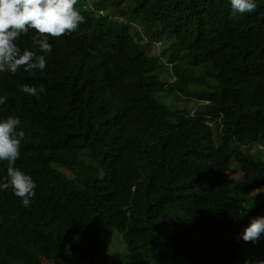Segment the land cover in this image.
<instances>
[{
	"label": "trees",
	"instance_id": "16d2710c",
	"mask_svg": "<svg viewBox=\"0 0 264 264\" xmlns=\"http://www.w3.org/2000/svg\"><path fill=\"white\" fill-rule=\"evenodd\" d=\"M127 2L150 40L173 38L176 53L203 64L194 76L176 68L167 86L201 104L192 113L156 99L166 83L148 44L76 5L85 21L48 38L45 69L0 72V121L20 119L16 166L36 184L28 207L0 189V264H107L114 230L127 245L119 264L249 256L241 234L264 210L254 192L264 188V148L244 149L264 141V1L245 14L230 0ZM35 35L18 46L36 50ZM24 84L45 91L37 98ZM159 227L171 228L164 248Z\"/></svg>",
	"mask_w": 264,
	"mask_h": 264
},
{
	"label": "clouds",
	"instance_id": "9594fccd",
	"mask_svg": "<svg viewBox=\"0 0 264 264\" xmlns=\"http://www.w3.org/2000/svg\"><path fill=\"white\" fill-rule=\"evenodd\" d=\"M230 3L233 12L238 14L252 13L257 8L255 0H230ZM76 5L77 0H0V72L15 74L20 68L25 71L45 69L46 57L52 52L48 38L71 34L85 21ZM98 18L111 20L109 17ZM29 31L37 34L31 40L36 50L22 49L17 44L21 35H27ZM20 90L37 98L45 91L43 87L29 84L22 85ZM5 102L6 98H0V104ZM20 124V119L11 115L0 121V161L6 162L8 177L0 183V189L11 187L14 194L22 198V206L28 207L35 197L36 184L29 174L16 166L24 136L23 131H16ZM263 145L259 144V147L263 148ZM262 234L264 216H258L251 218L241 235L245 242L257 243ZM245 264H264V260H246Z\"/></svg>",
	"mask_w": 264,
	"mask_h": 264
},
{
	"label": "rangeland",
	"instance_id": "374dc122",
	"mask_svg": "<svg viewBox=\"0 0 264 264\" xmlns=\"http://www.w3.org/2000/svg\"><path fill=\"white\" fill-rule=\"evenodd\" d=\"M255 1L260 2L264 0ZM77 5L82 9L91 10L92 15L96 17H109L112 21H122L126 23L130 34L135 41H140L142 44H148V54L150 57H157L160 61V65L157 68V75L162 82L166 83L165 88L160 89L155 93L154 97L156 99L167 104L171 107V109L184 108L192 113L201 104L197 100L183 96L176 90L173 91L168 89L167 86L168 83H171L175 80L176 68L186 70L190 72L191 75L198 73L200 75L203 70V64L199 63L197 65H192L189 63L186 56V50L184 49L176 53L173 47L175 46L173 45V38L162 36L157 40H150L148 38L150 34L146 33V31L143 29L145 25H141L139 22H136L135 19L130 17L129 13L127 12L129 8V3L127 0H77ZM128 18H131V20ZM199 75L195 76L200 77ZM198 84L203 85L200 82ZM259 144H264V141L254 142L248 146H245L246 148L244 149L252 152L257 148H261L259 147ZM65 173L73 177L75 176L74 169L71 171L66 170ZM255 192L263 194L264 189H257ZM261 216H264V210L262 211ZM173 217L174 216H171L168 220L173 219ZM159 232L162 236V243L160 244V247L164 248V239L170 235L171 228L159 227ZM245 251V253H247V251L249 252L247 260H264V234L261 235L259 242H251L250 244L246 245ZM106 255L108 259L107 264H119L122 261L127 260V245L123 236L118 230L113 231L112 241L107 247ZM165 262L168 263V260Z\"/></svg>",
	"mask_w": 264,
	"mask_h": 264
}]
</instances>
